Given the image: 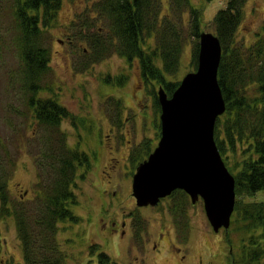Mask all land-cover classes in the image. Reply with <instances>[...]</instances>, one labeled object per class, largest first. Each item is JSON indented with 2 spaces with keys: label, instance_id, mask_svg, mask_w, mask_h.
Wrapping results in <instances>:
<instances>
[{
  "label": "trees",
  "instance_id": "trees-1",
  "mask_svg": "<svg viewBox=\"0 0 264 264\" xmlns=\"http://www.w3.org/2000/svg\"><path fill=\"white\" fill-rule=\"evenodd\" d=\"M246 2L225 0L211 20L221 46L217 80L225 101V111L215 122L214 140L221 155L228 149L243 155L232 166L237 168L235 173L228 168L240 198L235 200L230 225L241 231L243 244L248 238L244 245L249 262L263 259L264 264V201L254 198L264 193V21L252 42L238 38ZM61 6L62 0H0V51L2 47L16 48V76L28 110L25 117L36 123L33 135L25 139L37 172L38 189L30 199L10 195L8 182L18 158V144L12 152L7 147L9 140L6 143L0 136V220L13 219L23 264H66L67 254L57 238L59 223L78 222L69 206L76 204L79 167L89 168L87 154L71 147L61 128L65 118L75 127L78 119L54 98L42 96L51 90L47 85L51 74L47 29L54 25ZM70 26L84 46L78 61L72 60L74 70L86 71L112 54L128 63L137 60L142 79L153 89L155 111L160 112V106L154 87L162 86L168 96L177 88L179 82L171 78L179 71L180 57L190 38V64L196 68L201 9L190 0H168L164 12L163 0H96ZM11 32L14 37L7 39ZM125 79L117 76L115 84L121 86ZM110 81L108 75L104 82ZM119 104V100L114 102L120 125ZM111 121L114 126L116 122ZM139 146L147 148L146 155L151 152L150 140ZM136 154L134 147L131 160ZM168 199L167 210L180 235L189 228L191 203L182 190L174 191ZM137 227L133 229L140 235L145 224ZM98 264L116 263L100 251Z\"/></svg>",
  "mask_w": 264,
  "mask_h": 264
},
{
  "label": "rangeland",
  "instance_id": "rangeland-1",
  "mask_svg": "<svg viewBox=\"0 0 264 264\" xmlns=\"http://www.w3.org/2000/svg\"><path fill=\"white\" fill-rule=\"evenodd\" d=\"M93 1L96 0H62L57 20L47 29L51 54L47 85L51 90L42 96L54 98L78 119L75 127L69 118H65L61 128L67 134L69 145L84 151L89 163L88 169L85 166L78 169L74 187L76 204L69 206L79 220L59 223L57 238L67 254L65 263L98 264V253L103 251L116 264H262L263 259L249 262L245 247L248 238L244 245L241 231L234 229L233 224L227 231H212L201 199L190 204L187 211L190 225L180 235L167 210L170 199L162 200L155 207L136 206L131 193L132 177L136 167L147 157V148L139 145L150 140L151 151L157 145L159 112L153 104V89L150 82L142 79L137 60L128 63L112 54L83 72L74 70L71 65L73 59L78 61L84 46L77 35L73 36L70 24ZM190 2L201 9L200 31L213 33L211 20L224 7L225 0ZM167 3L168 0H163V12ZM263 21L264 0H247L238 38L252 42ZM12 37L13 32L7 39ZM192 39L183 48L177 75L171 78L179 84L187 73L195 71L190 64ZM148 42L152 40L148 39ZM18 68L16 48L2 47L0 136L6 143L9 140L7 147L12 152L18 144V158L8 187L12 197L30 199L38 189L37 172L25 139L33 135L36 128L35 121L25 117L28 110L17 81ZM108 75L111 81L104 82ZM117 76L126 77L123 85L115 84ZM117 100L120 102V125L115 117L114 102ZM111 118L116 122H113L114 126ZM134 147H137V154L131 160ZM237 153L228 149L221 155L232 173L237 169L232 166L243 158L239 150ZM238 198L235 194V200ZM254 198L264 201V193H258ZM139 223L146 227L140 235L133 229ZM94 244L98 248L92 250ZM0 264H23L21 245L11 217L0 220Z\"/></svg>",
  "mask_w": 264,
  "mask_h": 264
},
{
  "label": "water",
  "instance_id": "water-1",
  "mask_svg": "<svg viewBox=\"0 0 264 264\" xmlns=\"http://www.w3.org/2000/svg\"><path fill=\"white\" fill-rule=\"evenodd\" d=\"M195 71L187 73L168 96L156 91L160 136L156 147L135 170L132 196L137 207H155L176 190L195 204L202 200L217 233L227 230L235 205V181L214 140L216 119L225 111L217 71L221 46L217 36L201 31Z\"/></svg>",
  "mask_w": 264,
  "mask_h": 264
}]
</instances>
